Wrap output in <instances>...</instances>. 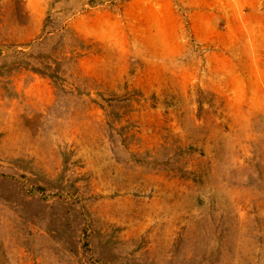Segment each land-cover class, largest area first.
Instances as JSON below:
<instances>
[{"label":"rangeland","instance_id":"rangeland-1","mask_svg":"<svg viewBox=\"0 0 264 264\" xmlns=\"http://www.w3.org/2000/svg\"><path fill=\"white\" fill-rule=\"evenodd\" d=\"M0 264H264V0H0Z\"/></svg>","mask_w":264,"mask_h":264}]
</instances>
